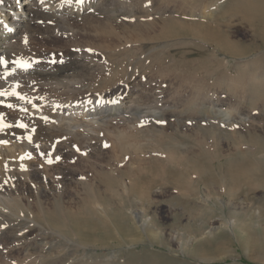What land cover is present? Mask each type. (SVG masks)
Here are the masks:
<instances>
[{
	"label": "rangeland",
	"instance_id": "374dc122",
	"mask_svg": "<svg viewBox=\"0 0 264 264\" xmlns=\"http://www.w3.org/2000/svg\"><path fill=\"white\" fill-rule=\"evenodd\" d=\"M58 1L64 5L71 3L67 0ZM111 1H106L107 5ZM136 1L123 0L122 4H127L125 8L116 7L121 4V1H115V5L107 7L110 8L109 13L112 12L110 15L115 20L131 28L139 21H143L142 19L150 22H153L155 17L160 19L159 13L152 9L150 3L154 0H145L143 10L132 7ZM186 1L190 0H178L180 2L178 6L170 3L165 14L167 16L178 14L182 16V21L185 19L186 24L190 23L189 18H197L198 20H196L201 22L203 19V22L209 21L208 23L205 21L204 25H201L202 28H196L197 32L200 29L199 35L205 33L203 27L211 25L213 27L216 24L220 27L221 34L229 39L228 41L236 42L237 47L230 51V47L228 49L224 44L222 47H220L221 43L216 44L215 39L221 38L214 37L212 39V37L210 39L212 42L210 40L202 42L196 34V38L187 37L195 39L193 47L184 45L182 39L175 40L179 44L177 45L175 42L136 40V37L128 41L126 37L120 36V41L116 42L115 50L118 57L113 62L125 60L128 64L131 61L128 65L130 67L129 74H131V70L138 69V72L133 76L136 79L135 86L129 93L126 89L122 95V110L112 115L98 116L100 120L93 124L77 111H74L73 114L58 113L51 105H47L51 104L49 101L46 105L43 101H30L20 103L23 106L22 110L12 116L15 126L33 127L34 123L39 121V116H42L40 113L42 108L45 111L51 110L56 115L55 122H47V126L53 127L55 124L64 126L67 131L73 132L81 138L80 144L77 145L70 141L62 144L63 146L60 148H56L42 139L39 141L26 140L16 132L0 133V141L6 142L0 143L1 150L4 148L29 158L27 167L21 164L20 170L30 174L38 172L42 176L41 181L31 183L33 187L52 192L47 199L43 198L38 201L33 194L29 198V194L26 192L27 179L21 177L20 180L18 179L19 181L14 180L12 183L9 181L10 176L9 179L0 178V197L3 199L4 205L7 203V197L2 186L5 185L13 190L15 196L20 197V204L25 211L28 212V208L33 207L35 223L29 221L23 212L22 218L27 226L34 225L35 230L30 233V237L38 240L36 257L43 251L41 243L46 241L47 234L52 233V236L55 237L52 254L57 255L55 257L50 252H44L43 255L48 256L45 258L44 264H264V110L262 116L253 123L257 127L238 129L236 132L232 129L230 115L228 116L225 112V106L229 101L244 105L246 111L250 108L246 100L242 103L241 99L229 92L230 81L232 79L246 81L252 77L253 70H257L259 66H262L261 73H264V44L260 41V37L264 33V0H222L214 7L206 2H202L200 5L199 1L201 0L195 2L192 0L193 4H188ZM16 2H13V7L10 9L3 6V9L8 13H13L12 16L8 15L7 17L0 12V85L2 93L15 94L27 89L35 94L39 90L34 86L41 83L56 93L42 94V99L54 97H56L54 99H58L57 96L62 93L72 96L89 89L92 87L89 84L92 82L89 80L91 76L106 74L111 70V64L107 59L94 58L88 53L79 54V57L84 59V62L86 61L85 63L91 68L89 70L91 76L88 78H85L84 73L79 72L64 77L63 82L54 79L37 81L33 76L39 72H50L51 69L46 65H41L34 69L36 72H31L32 58L23 59L19 63L12 61L6 67L5 53L12 49L21 52L26 48V37L31 34L28 23L36 18L34 15V11L37 9L35 0H16ZM18 3L23 7L19 12L15 10ZM187 4H196V7L193 8L196 9L194 15H191L189 11L191 8ZM84 5L83 9L86 10L82 15H77L79 19L85 15H89L90 18L100 16V8L105 7V1L85 0ZM57 8L58 6L51 9V14H55L56 17L61 18L59 20H64L65 23H61V21H58L57 25L52 23L54 27L51 26V28L54 32L64 34L66 40L72 31L88 33L87 35L94 34V32L82 29V26L75 28L69 26L66 23L67 15L52 13ZM0 9L2 11L1 4ZM44 23L39 22L38 24L43 26ZM80 23L83 22L80 21ZM186 24L181 27L187 28L188 24ZM151 25L156 26L155 24ZM164 25L158 23L155 27L157 32L171 31L170 24H167L168 27L163 30L160 26L164 27ZM8 30L15 31V36L12 39L2 35ZM183 30L181 28L182 32ZM181 31L180 34L183 37L187 35L186 31L184 33ZM47 32L46 30L43 34L48 35ZM187 38L186 40H188ZM89 41L93 43V40ZM221 42L224 43V39H221ZM39 46L47 49L51 45L44 41ZM202 56L212 59V73L211 70L205 73L206 71L201 69ZM157 61H161L162 64L154 66ZM134 64L136 67H133ZM196 64L197 66H195ZM23 65H27V67ZM119 66L120 64L117 67ZM200 69L201 71H199ZM237 70H240L239 73ZM157 81L159 85L155 83ZM150 83L156 84L157 87L149 90ZM192 83L196 86H192ZM198 86L201 87L199 90L207 95H212L213 98L217 97L220 91L222 95L220 105L215 106L214 109L211 108L210 113H202L200 117L204 118L203 115H205L207 122L212 121L219 124L220 121L221 125L226 128L223 127V129L216 125L218 129H213V126L201 123L198 125L197 123L198 127L195 129L191 123H188L187 128L177 127L173 124V127H168L161 133L158 126L153 128L147 124L139 125L137 123L133 114L135 108L141 107V111L138 113L143 116L142 120L151 115L157 116L155 110L157 106L163 107L168 112L172 111L174 106L182 102H177L180 95H173L177 98L176 100L170 97L176 89L180 88L182 98H186L185 96L192 95L196 90L192 88ZM57 93L59 94L57 95ZM49 95L53 97H49ZM7 102L16 104L17 99L10 97ZM69 102L74 103L70 100ZM164 117L165 120L162 124L168 123V119L173 118L167 113ZM227 119L230 123H225ZM261 119L262 121H260ZM167 125L162 126L167 127ZM137 127L139 129L136 130ZM176 127L178 128L177 132ZM99 128L103 131L98 132ZM115 128L124 130L129 135L126 138L133 145L126 146L130 151L128 153L135 155V149H137L138 152H142L144 160L137 157L130 159L133 155H127L126 158L117 157L109 136L106 137L109 135L107 129L114 130ZM199 134L206 138L208 144H212V146L205 148ZM93 137L99 138L94 139ZM101 144L104 150L102 149V154L97 157V148ZM105 144L108 147H105ZM168 151L176 154L173 160L170 159L171 161L166 159ZM69 153L77 154L70 159L72 161L66 160V155ZM180 155H184L181 156L182 160L179 159ZM185 155H188V158H185ZM63 158L65 159L63 160ZM81 158H84L81 165L76 164V160L80 161ZM183 158L185 159L183 160ZM133 160H136L137 163ZM181 162H186V165ZM70 163L72 164L71 168L76 171V183L61 182L59 176L61 172L71 171ZM85 163L94 164L100 172L99 175L103 180L100 187L104 193L108 192L105 189L107 182L105 179L112 177L111 181L119 182L121 179H125L123 181L131 186V195L102 194L95 197L93 194H87V191L92 192L91 186L84 184V181L91 180V175L94 172ZM94 166L93 168H95ZM236 167L240 168L236 170ZM197 170L199 172H196ZM139 176L143 179L138 182L135 179ZM77 177L81 185L78 184ZM159 177L160 179H158ZM190 178L192 179L189 181L192 183L191 185L188 182ZM225 181L227 185H224ZM28 182L27 184H29ZM223 186L227 188L225 189ZM221 187L225 190L224 192ZM211 189H213V193H209L212 191ZM57 191H61L60 195ZM29 203H32V206ZM6 207L8 206L6 205ZM104 208L105 210L107 208V212L104 211ZM142 210H145L147 214L143 219L136 218L132 214V211L141 212ZM154 234H157V238ZM2 238L0 240V264H29L28 261L33 255L27 256L29 251L23 244L11 247V243L5 236ZM49 240L51 242L50 238L47 239V241ZM73 257L77 258L75 262ZM38 261L39 258L36 259V264Z\"/></svg>",
	"mask_w": 264,
	"mask_h": 264
},
{
	"label": "bare ground",
	"instance_id": "6f19581e",
	"mask_svg": "<svg viewBox=\"0 0 264 264\" xmlns=\"http://www.w3.org/2000/svg\"><path fill=\"white\" fill-rule=\"evenodd\" d=\"M84 1L85 0H83V3H77V0H71V3H69V5H64V4L59 3L58 0H35V2L37 3V9H35V11H34V15L36 18H34V20L31 21L30 23H28V29L31 32V34L26 37V41H27L26 48H24L21 52L16 51L14 49H12V51L6 52L5 56H4L5 57L4 58L5 59V61H4L5 66L6 67L9 66V63H11L12 61L19 63L23 59L32 58V63L30 66V68H32L31 72H34L35 71L34 69L38 68V66H41V65H46L47 68L51 69L50 72H39V73H37L35 76H33L34 79H36L37 81L38 80L42 81L45 79H54V80L63 82L64 77L69 76L71 74L73 75V74L79 73V72L84 73L83 75L85 76V78H88L91 76V74L89 73V70L91 69L90 66L87 63H85L86 61L84 62V59H81L79 57V54H81V53H88L90 56H92L94 58L103 57V58L107 59L111 64V70L106 74L91 76V78L89 80L92 82L89 84H91L92 87H90L89 89H87L85 91H80L78 93H75L72 96H69L68 94L64 95L63 93L61 95H58L59 93H57L58 99H54L56 97L42 99L41 98L42 94H46V93H50V92L53 93V91L50 90L49 88H47L46 85H43L41 83L37 84L36 82L35 83L37 85H35L34 87L39 90L38 93L34 94V93H31L29 90L25 89V90H22L20 92H16L15 94H8V93L0 94V133L1 134H11L13 132H16L19 135L26 138V140L39 141L42 139V140H45L46 143L50 144L53 147L55 146L56 148H60L61 146H63L62 144L68 143L70 141H72V143L74 142V144H77V145L81 143V138L78 137L77 134H75L73 132L70 133L69 131H67V128H65L64 126H60V125H56V124L53 127L47 126V122H55L54 117H56V115L51 110L45 111L44 108H42L40 110V113L42 116H39V121L34 123L33 127H31V126H26V127L15 126L14 122L12 121V116L16 115L17 113H19L22 110L23 106L20 105V103H22V102L43 101V103H45V105H46L47 101H49V102H51V104H47V105H51L53 108H55V111H57L58 113L64 112L65 114H73L74 111L75 112L77 111L82 116L84 115L86 118H88L89 121L92 122L93 124L97 123L100 120L98 118V116L104 117V115H112V114H115V113L119 112L120 110H122V104H123V101H122L123 96L122 95L124 94L126 89H127V92L129 93L131 91V89L135 86L136 79H134L133 76L136 72H138V69L135 68L136 71L131 70V74H129L130 67L128 65H130L131 61L128 64L125 60H120L119 62H113L118 57V56H116L115 50L117 47L116 42L120 41L119 40V38H121L120 36L126 37V40L128 39V41H130V39H134L136 37V40L147 39L148 41H160L163 43L164 42H175V40L177 41L178 39H182V40H184V41H182V42H184V45L186 44L188 47H190L192 44L195 43V39L194 40L191 38L188 39L187 37H195L196 38V35H198L197 37L200 38V40L202 42L203 41L209 42V40L212 37H213L212 39H214V37L224 39V43L221 42V39H215L216 44L218 45L219 43H221L220 47H222V44H224L226 47H228V49L230 47V51L234 50L237 47L236 42L228 41L229 39H226L224 37V35L221 34L222 31L218 25L216 26V24H215V26L211 27L212 26L211 24H208L211 26H206L207 24L205 23L206 27H203L204 28L203 31L205 33H202L201 35H199L200 29L197 32L196 28H199V27L202 28L201 25H204V22L206 20L203 22V20H204L203 19L201 22V21H197L198 20L197 18L194 19L191 17L192 19H190V18L188 19V21L190 22V23L187 22V24L189 25L188 26L185 23L186 22L185 19H183L185 22L182 21V18H181L182 16H180L178 14H176V15L174 14L172 16H167L165 14L166 8L168 6H170V3H173L174 6H178L180 4V2H178V0H154V1L151 0L152 2H150V3L152 4V9H155L156 12L159 13L160 19L158 20L157 19L158 17L157 18L155 17L154 18L155 20L153 19V22H150L146 19H142L143 21H139L138 24L133 25V28H131L130 26H126V25L119 23L117 20H115L110 15V13H112V12L109 13L110 8L107 6L115 5V3H114L115 1H119V2L121 1V4L116 5V7L125 8L127 4H122V3H124L123 0H112L113 2L112 1L109 2V5H107L108 2H106L108 0H104L105 1V7L100 8V13H101L100 16H94L93 18H90L89 15L88 16L85 15L81 19H79L77 15H82V13L86 10V9L85 10L83 9L85 6ZM193 1L195 2L196 0H193ZM193 1L190 0L189 2L188 1H186V2H188V4H191V3L193 4ZM221 1L222 0H201V1H199L200 2L199 4L201 5L202 2L203 3L206 2V3L210 4V6L212 5L214 7ZM13 2L17 3L16 0H14V1H12V0H0V4L2 5V11L0 9V12H2L7 17H8V15L12 16L13 13H10V12L8 13L6 10L3 9V6L6 7L7 9L8 8L10 9L13 7L12 6ZM67 2H68V0H67ZM144 2H145V0H137L132 7H134L135 9L140 8V10H143V3ZM40 4H41V6H40ZM75 5H77V6L79 5V6L76 7ZM195 5L196 4L188 5V7L191 8V10H189L191 12V15H194L193 14L194 11L196 12V9H193L194 7H196ZM56 6H58L57 10H55V12H52V13H59V14L67 15L66 16L67 17L66 23L69 26L74 27V28L82 26V29H84V30L86 29L87 31L94 32V34L87 35L88 33L82 34L84 32L79 33V31L78 32L72 31V34L66 40L65 39L66 37L63 36L64 34L61 35L60 33L57 34L56 32H54L51 28V26L54 27L52 25V23L57 25L59 23L58 21H61V20H59L61 18L56 17L55 14H54L55 16L52 15L50 12L51 9H55ZM22 8L23 7L18 3L15 7V10H17L19 12L20 9H22ZM175 13H176V11H175ZM203 16H205V15H203ZM145 18H146V16H145ZM64 19H66V18L64 17ZM80 21H82L83 23H80ZM39 22L40 23L45 22L44 23L45 25L41 26V24L40 25L38 24ZM61 23H65V21L63 20V21H61ZM158 23H161L162 25H164V24L169 25L170 24L171 28H169V29H171V31H169L167 29L168 30L167 33L165 31L157 32L155 27L157 26ZM67 24H66V26H67ZM151 24H155L156 26H153ZM183 24H186L187 28L181 27V25H183ZM166 25H164V27L163 26H160V27H162L164 30L165 28L168 27V25L167 26ZM181 28H182V30L184 29L183 32L181 31ZM46 30L48 31L47 32L48 35L43 34V32ZM9 31H10V33H8ZM180 31L182 33H184V31H186L187 35H184V37H183L182 34H180ZM2 35H5L6 38L12 39L15 36V31L8 30L7 32H5ZM67 37H68V35H67ZM186 38L188 40H186ZM90 39L93 40V43H91L89 41ZM44 41L50 43L51 46L47 49L41 48L39 46V44L43 43ZM210 41L212 42V40H210ZM260 41L262 44H264V33L260 37ZM172 44H174V43H172ZM177 45H179V44H177ZM192 47H193V45H192ZM195 48H196V45H195ZM130 55H132V54L130 53ZM225 55H227V54H225ZM209 57H211V56H209ZM137 59H139V57ZM201 59H200L201 62H203V63H200L202 65L201 69L203 71L205 70L206 71L205 73H207V71L211 70V73H212V70H213V69H211V67H212L211 60L212 59L210 60V58H206V57L203 58V56ZM141 60H142V58H141ZM193 61H195V60H193ZM160 63L162 64L161 61H157V63L154 66H159V65H161ZM119 64H120V66L117 67ZM200 64H198V65H200ZM195 66H197V64ZM133 67H136V65L134 64ZM137 68H139V67H137ZM199 68L200 67L198 66V69ZM216 68L218 69V67H216ZM261 68H262V66H259V68L257 70H253L254 74L252 75V77L247 76L248 78L249 77L250 78L247 79L246 81L245 80L241 81V80L232 79L228 85L229 86V92H231L233 96H237L238 99H241L243 101L242 103H244L246 100V102L248 103V105L250 107L249 110L246 111V110H244V105H241L237 102L232 103L230 101L227 102L228 104L226 106L224 105L226 114L228 116L229 115L231 116V117L229 116V118H230L229 120L231 121L232 129L235 130V132L238 131V129L251 128V126L257 127L253 123L256 122L257 118L262 116V112L264 110V73H261V71L263 70ZM201 69L199 71H201ZM217 69H216V71H218ZM238 71H240V70H237V72ZM238 73H236V74H238ZM241 74H242V72H241ZM155 83L158 84L159 82L157 81ZM232 83H233V86H232ZM156 84L150 83L149 84L150 89L149 88L148 89L153 90L154 88L157 87ZM2 86H3V84H2ZM129 86H131V87H129ZM192 86H196V84H193ZM198 87L192 88V89H194V90L196 89V90L192 93V95L185 96L186 98H182L183 96L180 93V88L176 89L170 95V97L174 98L176 100L177 98L173 97V95H180V98L178 99L177 102H179V101H182V102H181V104L174 106L172 111L168 112L165 109H163V107L157 106V108H155V110L157 111V113H156L157 116L151 115V116L147 117L145 120H142L143 116L138 113L139 111H141V107L135 108L133 111V114L135 115V119L138 121L137 123L139 125L147 124V125H150L149 127L153 126V128H154V126H158V127H160L159 131L161 133L166 131V129L168 127H171V126L173 127V124H175L177 127L180 126L182 128H184V127L187 128L188 123L189 124L191 123V125L195 129L198 127V125L200 123L202 125L213 126V129H218V127L216 125H219L221 128L225 127L224 125H221L220 121H219V124L212 122V121L207 122L205 115H203L204 118L200 117L202 113L209 112V111H211L210 110L211 108L214 109L215 106L220 105V103L222 101V99H221L222 95H221L220 91L218 93L219 95L217 97L213 98L212 95L205 94L204 92L199 90L201 87H199V88ZM0 93H2L1 85H0ZM53 94H56V93H53ZM54 96H56V95H54ZM10 97L16 98L17 103L12 104V103L7 102V99ZM49 97H53V96L49 95ZM245 97H246V99H245ZM69 100L71 102L73 101L74 103H70ZM218 101H219V103H217ZM219 110H218V112H219ZM166 113L170 114V116H172L173 118L172 119L169 118L168 123L166 122L165 124H162L163 120H165L164 115H166ZM198 118H199V120H198ZM262 119L260 121H262ZM228 122L229 121L227 119V122L225 121V123H228ZM197 123H198V125H197ZM166 124H168L167 127H165ZM5 125H7V127H5ZM162 125H165V126H162ZM177 127H176V132L178 131ZM93 129L95 130L97 128H93ZM137 129H139V128L137 127L136 130ZM102 131L103 130L101 128H99L98 132H102ZM107 131H108L109 135H107L106 137L109 136V140L111 142L112 147L114 148V151H115L117 157L123 156L124 158H126L127 155H129V156L133 155V154L130 155L128 153L130 151L127 149L126 146L133 145V144L131 142H129V140H127L126 137H128L129 135L124 130H121V129L118 130L117 128H115L114 130L107 129ZM29 137L31 139H29ZM201 137L203 139V143H204L203 145L205 148L208 146L209 147L212 146V144H210V145L208 144V142L206 141V138H203V136H201ZM93 138L97 139L99 137H93ZM262 141H263V139H262ZM102 149H103V147L101 144L97 148V153H98L97 157H99L102 154V152L104 150V149L103 150ZM67 152H68V150H67ZM135 153L136 154L131 156L130 159H133L134 157H137L141 160L145 159L141 151L138 152V150L135 149ZM75 154L74 153H72V155L70 153L67 155L65 154L67 156L66 160L68 159L69 161H72L70 159L72 157H74ZM175 155L176 154L174 152L168 151L166 154V159L173 160ZM181 156L182 155H180L179 159H181ZM186 157L188 158V155H185V158ZM185 158H183V160ZM64 159L65 158H63V160ZM83 159L81 158L80 161L76 160V164L81 165V162L84 161ZM133 161H135L137 163L136 160H133ZM135 162H133V163H135ZM28 163H29V158L24 157L23 155H20V154H15V153L8 151L4 148H2V150H1V148H0V178L5 177V178L9 179V176H10L9 181L14 183V180L19 181L20 178L23 177V178L27 179V182L29 181L28 182L29 184H27V182H26V192H27V194H29V198L31 197V194H33L36 196L38 201L42 200L43 198L47 199L48 196L52 192H50L49 190H46V189H38V188L35 189L33 187V185L31 184L32 182L41 181L42 176H40V174L38 172H33L32 174H30L27 171H21L20 170L21 164H24V167H27ZM73 163H75V162H73ZM185 163H182V164H185ZM76 164H75V166H76ZM69 165H70L69 168H71L72 164L70 163ZM67 166H68V164H67ZM86 166L91 167L90 169L93 170V172H94L93 175H91L92 176L91 180L89 179L88 182L84 181V184L91 186L90 190L92 192L87 191L88 190L87 189L86 190L87 194H89V195L93 194V196H95V197L100 196L102 194H105V195L111 194L112 196L113 195H118V196H124V195L130 196L131 195V188H130L131 186H129L128 183L124 182L125 179H121V181H119V182L118 181H111L110 179L112 177H108L107 179H105L107 181L105 183V185H106L105 189H106V192L107 191L108 192L104 193L103 192L104 190H102L100 187L101 183H103L102 177L99 175L100 172L98 171V169H96L94 164L93 165L92 164H90V165L86 164ZM93 166L95 168H93ZM166 166H168V165H166ZM117 168L119 169V167H117ZM239 168L240 167H236V170ZM196 172H199V171L197 170ZM181 173H182V171H181ZM59 177L61 178V182H63V181H65V183L68 181L75 182L76 181V179H75L76 178V171H75V169L71 168V171H69V172H61ZM139 177L135 180L138 181V180L143 179L142 177H140V178ZM83 178H84V175H83ZM191 178H190V180L188 179V182L192 180ZM158 179H160V177ZM85 180H86V177H85ZM77 181H78V177H77ZM184 182H186V181H184ZM78 184L81 185L80 181H78ZM134 184H136V183L134 182ZM191 184L192 183H190V185ZM224 185H227L226 181L224 182ZM186 186H188V185H186ZM220 186H221V184H220ZM224 188L226 189L227 187H224ZM2 189H4L3 192H4L5 196L7 197L6 205L8 207H6V205H4L2 203L3 199L0 197V240L3 239L2 236H5V238L11 243V247H13L14 245L23 244L25 246V248L29 251V255H27V256L33 255L31 257V259L28 261L29 264H36L37 258H39V261L37 262V264H44L45 258L48 257V256L43 255L44 252H50L52 256L56 257L57 254H55V255L52 254L54 247H55V244H53L55 237L52 236V233L47 234V236L45 237L46 241L41 243L43 246L42 247L43 251L41 250L42 252H40L38 254V256L36 257L37 241L38 240L30 237V233L35 230L34 225L27 226L26 223L23 222V218H22V212H23L25 217L29 221L35 223V219H34L35 214H34L33 207H29L28 212L25 211L24 207H22V205L20 204V197L15 196L13 194V190L9 186L6 187L4 185V186H2ZM213 189H214V187H213ZM213 189H211L212 191H209V193L210 192L213 193ZM217 189H219V188H217ZM221 190H223V188ZM224 191L225 190H223V192ZM219 192H220V190H219ZM57 193H58V195H60L61 191H59V192L57 191ZM142 193L145 194V192H142ZM206 194L208 196V193H206ZM216 194L220 195L221 193H216ZM31 204L32 203H29L30 206H32ZM101 208H102V205H101ZM104 211L107 212V208H106V210L104 208ZM132 214L136 218H142V219H143V217L147 216L145 210H142L141 212L140 211H132ZM154 235L156 236L157 234H154ZM49 238L51 239V242H50V240L47 241V239H49ZM156 238H157V236H156ZM48 243H50V245H47ZM57 245H58V243H57ZM65 248H67V247H65ZM68 253H70V252H68ZM111 257H113V256H111ZM76 260H77V258L73 257V261L75 262Z\"/></svg>",
	"mask_w": 264,
	"mask_h": 264
},
{
	"label": "snow or ice",
	"instance_id": "6c2138e0",
	"mask_svg": "<svg viewBox=\"0 0 264 264\" xmlns=\"http://www.w3.org/2000/svg\"><path fill=\"white\" fill-rule=\"evenodd\" d=\"M68 2H71V0H68ZM77 3H83V0H77ZM23 66L27 67V65H23ZM0 94H3V93H0ZM5 127H7V125H5ZM20 127H26V126L25 125H20ZM29 139H31V138L29 137ZM0 143H6V142L0 141ZM105 147H108V145L105 144ZM49 163H51V161H49Z\"/></svg>",
	"mask_w": 264,
	"mask_h": 264
}]
</instances>
